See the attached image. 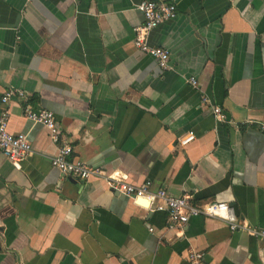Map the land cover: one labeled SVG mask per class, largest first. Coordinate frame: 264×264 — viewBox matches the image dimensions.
Here are the masks:
<instances>
[{"label": "crops", "instance_id": "1", "mask_svg": "<svg viewBox=\"0 0 264 264\" xmlns=\"http://www.w3.org/2000/svg\"><path fill=\"white\" fill-rule=\"evenodd\" d=\"M143 1L0 0V115L32 147L19 170L0 157V264H190L191 251L264 264V241L219 219L168 229L101 179L63 178L48 131L25 118L53 113L72 160L264 229V0H149L177 5L148 36L166 72L133 45ZM9 90L25 99L3 104Z\"/></svg>", "mask_w": 264, "mask_h": 264}, {"label": "built area", "instance_id": "2", "mask_svg": "<svg viewBox=\"0 0 264 264\" xmlns=\"http://www.w3.org/2000/svg\"><path fill=\"white\" fill-rule=\"evenodd\" d=\"M136 10L141 13L144 23L134 30V48L140 53L153 58L160 70L170 71V53L165 48H153L148 44L149 34L159 25L171 21L176 17L177 5L166 4L156 1H143L136 5ZM196 85L195 80H190ZM24 100L25 95L20 91L9 90L2 97L1 102L6 104L9 100ZM213 114L220 122H226L225 116L219 108H213ZM25 118L48 131L49 139L57 147V156L51 160V166L59 172L63 178H71L80 182H85L90 178L105 181L109 188L120 195L134 200H144L149 203L154 212H165L167 214V228H181L191 219L206 217L219 219L225 222L231 232H242L257 240L264 241V229L250 227L247 222H239L234 211L226 204L209 203L203 207H196L190 196L172 197L164 190L152 192L150 183L143 187H135L125 182L123 177L117 173L109 174L103 169L91 168L80 160H72V147L66 142L61 134L54 114L45 110H32L29 107L24 109ZM8 112L3 111L0 115V157L5 158L15 169H21V165L31 155V143L26 135H11L7 131ZM264 133V125L260 127ZM193 134L189 133L181 138L180 144L187 145L193 141ZM204 254L191 251L188 254L190 264H205Z\"/></svg>", "mask_w": 264, "mask_h": 264}, {"label": "water", "instance_id": "3", "mask_svg": "<svg viewBox=\"0 0 264 264\" xmlns=\"http://www.w3.org/2000/svg\"><path fill=\"white\" fill-rule=\"evenodd\" d=\"M145 203V202H144Z\"/></svg>", "mask_w": 264, "mask_h": 264}]
</instances>
